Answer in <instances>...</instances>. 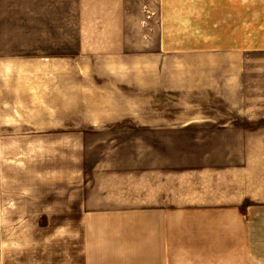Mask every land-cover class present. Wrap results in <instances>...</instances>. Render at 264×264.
I'll return each instance as SVG.
<instances>
[{
	"label": "crops",
	"instance_id": "crops-1",
	"mask_svg": "<svg viewBox=\"0 0 264 264\" xmlns=\"http://www.w3.org/2000/svg\"><path fill=\"white\" fill-rule=\"evenodd\" d=\"M147 1L133 24L130 0H0V70L107 66L119 79L122 69L133 78L150 73L158 60L178 67V92L223 93L225 130L249 131L224 145L264 150V0ZM74 76L65 74L59 112L81 115L70 129L105 127L89 123V97ZM249 161L247 153L245 166L156 181L116 173L95 186L76 161L62 171L66 186L48 206L55 212L37 220L58 226L44 242L55 258L42 259L34 234L31 264H264V176L258 170L253 181Z\"/></svg>",
	"mask_w": 264,
	"mask_h": 264
},
{
	"label": "rangeland",
	"instance_id": "rangeland-1",
	"mask_svg": "<svg viewBox=\"0 0 264 264\" xmlns=\"http://www.w3.org/2000/svg\"><path fill=\"white\" fill-rule=\"evenodd\" d=\"M132 1L133 24H139L144 18L140 6L148 1ZM146 52L157 51L138 54ZM152 67V72H137L134 78L122 69L119 79L118 70L107 66L0 70V264H31L34 234L38 251L44 247L42 259L55 258L44 242L58 226L49 225L45 216L37 220L42 212H55L48 206L66 186L62 171L72 169L76 161L83 162L92 186L116 173L144 174L156 181L161 173L168 177L245 166L247 153L250 178L260 177L258 170L264 176V160L255 159L264 150L224 145L226 136H247L249 131L225 130L223 93L208 88L178 92L171 80L178 67H161L158 60ZM185 69L190 71L181 67L191 72V67ZM67 73L75 75L72 84L79 91L83 85L89 97V123L105 127L69 128L81 115L59 112L65 106ZM81 75L90 81L82 82ZM95 107L104 112H92Z\"/></svg>",
	"mask_w": 264,
	"mask_h": 264
}]
</instances>
